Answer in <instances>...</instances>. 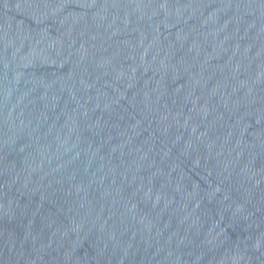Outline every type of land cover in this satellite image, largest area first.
Wrapping results in <instances>:
<instances>
[{
    "label": "water",
    "instance_id": "1",
    "mask_svg": "<svg viewBox=\"0 0 264 264\" xmlns=\"http://www.w3.org/2000/svg\"><path fill=\"white\" fill-rule=\"evenodd\" d=\"M0 264H264V0H0Z\"/></svg>",
    "mask_w": 264,
    "mask_h": 264
}]
</instances>
